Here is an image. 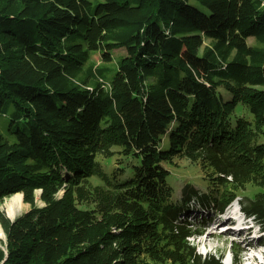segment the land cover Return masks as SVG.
Wrapping results in <instances>:
<instances>
[{
	"label": "trees",
	"instance_id": "obj_1",
	"mask_svg": "<svg viewBox=\"0 0 264 264\" xmlns=\"http://www.w3.org/2000/svg\"><path fill=\"white\" fill-rule=\"evenodd\" d=\"M175 158L212 188L175 201ZM16 193L0 264H224L191 221L241 195L264 229V0H0V204Z\"/></svg>",
	"mask_w": 264,
	"mask_h": 264
},
{
	"label": "rangeland",
	"instance_id": "obj_2",
	"mask_svg": "<svg viewBox=\"0 0 264 264\" xmlns=\"http://www.w3.org/2000/svg\"><path fill=\"white\" fill-rule=\"evenodd\" d=\"M249 43L254 45L256 44V41L254 38H250ZM126 54H127L126 49L116 48L112 52L113 62L111 63L104 62L99 54L93 55L91 57V62L95 64V66L116 68L118 59ZM220 91L223 94L224 98L225 97L227 99L230 98V95L226 93V91L223 88H220ZM118 162L119 161H114L111 165L110 164L108 166L106 165V169L110 170L113 169L112 167L115 168L116 166H118ZM165 166L171 171V174L168 177V183L174 190L175 201L177 200L179 201L182 198V190L187 183H190L194 187L202 189L205 192L212 188V186L209 185V181L210 184L211 182H213V180H210L212 179V176H210L211 172L210 171L207 172L209 174L208 176V174H206V172L203 170L201 165L193 163L192 161L186 158H175L173 160V163L171 164L167 163L165 164ZM119 173H121L122 175L128 174V172H122V171ZM207 177L209 178V181ZM255 189L256 187L252 185H248L244 190V193L245 194L253 193ZM18 194H22V193H16L9 197H6L3 200V202L0 204V210L5 212L7 216H8L7 213H8L9 202L14 198V196ZM62 194L63 191L60 192L59 196H62ZM40 195H41V190H37L36 191L37 203L39 206H43L44 202L41 200ZM22 197H23L22 199L23 205L21 207L16 208L15 217H12L11 220H15L19 216L29 211L32 207L31 204L24 202L23 194ZM240 198L241 195L235 198L230 204L227 205V207L223 212L215 213V214L214 212H212L213 214L209 213L210 216L206 217L207 221L205 222V224L202 227H196L197 232L199 233H197L194 236H191L189 238V241L192 244H194L198 253L204 256L211 254L220 257L224 264H235L237 261L240 264H264V245H261L264 244L262 243V240H264V235L260 234V230L256 228L258 227L257 225L255 226V228L245 227V230H237L235 228L227 229L226 223L233 224V222H228L229 219L227 216L230 215L231 212L234 213L239 212ZM234 217L237 221L239 220L237 216ZM191 219L189 221H191ZM193 222L197 223L198 219H192L191 223ZM249 222L251 223V221ZM223 225H225V227H223ZM208 234H212V236L208 238L207 236ZM232 236L235 237L232 239ZM3 241H6V234L5 237L0 240V247H3L2 244ZM157 264H161V263H157Z\"/></svg>",
	"mask_w": 264,
	"mask_h": 264
},
{
	"label": "bare ground",
	"instance_id": "obj_3",
	"mask_svg": "<svg viewBox=\"0 0 264 264\" xmlns=\"http://www.w3.org/2000/svg\"><path fill=\"white\" fill-rule=\"evenodd\" d=\"M22 199H23L22 194H18L16 196H14V198L9 202L8 213L7 214L10 217V219L12 217H15L16 208L17 207H21L23 205V200ZM227 217H228V219L230 221L233 220V218L231 216H227ZM207 236H208V238H210L212 236V234H208ZM4 237H5V233L3 232V229L0 226V240L3 239ZM233 238H234V236L232 237V239Z\"/></svg>",
	"mask_w": 264,
	"mask_h": 264
},
{
	"label": "clouds",
	"instance_id": "obj_4",
	"mask_svg": "<svg viewBox=\"0 0 264 264\" xmlns=\"http://www.w3.org/2000/svg\"><path fill=\"white\" fill-rule=\"evenodd\" d=\"M257 226H258V228H261V226H260V224L257 222Z\"/></svg>",
	"mask_w": 264,
	"mask_h": 264
}]
</instances>
